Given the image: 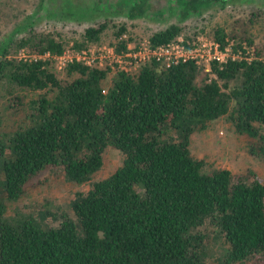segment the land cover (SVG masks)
I'll return each instance as SVG.
<instances>
[{"label": "trees", "instance_id": "1", "mask_svg": "<svg viewBox=\"0 0 264 264\" xmlns=\"http://www.w3.org/2000/svg\"><path fill=\"white\" fill-rule=\"evenodd\" d=\"M174 1L184 21L233 0ZM109 4L126 9L131 20L156 9L150 0ZM106 27H88L71 45L33 31L0 42V85L43 91L29 102L24 123L0 134V264H205L199 228L209 223L225 246L218 264L264 260V183L252 170L207 171L190 149L194 131L230 114L235 131L251 139L250 152L264 159V51L201 64L153 60L131 73L73 60L64 68L71 79L58 75L51 58L33 57L100 44ZM182 30L171 24L148 39L166 45ZM125 31V25L115 30L110 42L119 51L132 40H121ZM228 37L223 29L211 36L224 50L242 49ZM110 72L114 79L105 87ZM25 104L20 96L11 100L15 109ZM109 146L124 155L122 164L79 192L72 214L49 225L26 213L8 216L7 203L46 170L90 182Z\"/></svg>", "mask_w": 264, "mask_h": 264}, {"label": "rangeland", "instance_id": "2", "mask_svg": "<svg viewBox=\"0 0 264 264\" xmlns=\"http://www.w3.org/2000/svg\"><path fill=\"white\" fill-rule=\"evenodd\" d=\"M0 0V42L13 35L18 39L31 33H50L56 39L71 45L81 41L88 27L107 24L100 44L109 45L114 40V31L125 25L126 34L133 43L148 38L153 33L165 29L171 24H180L181 36L186 42H193L196 36L212 39L216 29H223L229 38L242 44V49L235 51L227 46L229 56L251 59L264 51V0H233L223 7L214 3L201 15L193 14L186 20L180 19L181 6L174 0H150L153 12H163L160 16L148 12L145 17L134 20L126 16V9L111 7L109 3L120 0ZM104 6V7H103ZM83 9V11L80 8ZM156 10V11H154ZM203 32L202 34L196 32ZM245 48V49H243ZM245 50V52L243 51ZM233 54V55H232ZM58 75L71 79L65 69H59ZM114 73H108L105 87H109ZM43 91L21 89L3 82L0 85V134L11 132L24 123L29 102L39 97ZM50 95L54 93L49 92ZM14 96H20L26 102L23 109L11 105ZM251 139L235 131L230 114L212 121L207 128L196 130L191 136L192 155L205 161V170L228 168L234 176H240L252 170L264 183V159L250 152ZM104 164L93 179L84 184H77L66 178L60 169L43 172L19 200L8 202V216L26 213L34 216L44 225L56 224L64 214H72V201L79 192H86L94 182L111 175L123 162L124 155L114 147H107L103 153ZM206 236L205 264H218L224 251V243L217 236L218 230L211 223L199 228ZM217 236L218 238H216ZM246 264H264L259 258Z\"/></svg>", "mask_w": 264, "mask_h": 264}, {"label": "built area", "instance_id": "3", "mask_svg": "<svg viewBox=\"0 0 264 264\" xmlns=\"http://www.w3.org/2000/svg\"><path fill=\"white\" fill-rule=\"evenodd\" d=\"M121 40H129L128 34H123ZM229 56V49H222L220 44L204 36H196L193 42H186L179 36L166 45L152 46L148 38H143L137 43L129 40L126 49L119 51L115 45H92L87 49L75 51L67 49L62 55L51 57L33 56L34 58H51L59 69L66 68L70 61H83L92 67H109L113 70L136 72L140 66L150 61H157L165 66L174 63L195 61L198 64L208 63L213 60L225 61Z\"/></svg>", "mask_w": 264, "mask_h": 264}]
</instances>
